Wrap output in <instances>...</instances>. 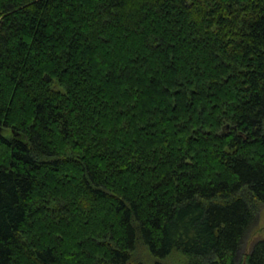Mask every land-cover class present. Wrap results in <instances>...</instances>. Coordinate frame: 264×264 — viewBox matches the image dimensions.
Returning <instances> with one entry per match:
<instances>
[{"label": "trees", "instance_id": "trees-1", "mask_svg": "<svg viewBox=\"0 0 264 264\" xmlns=\"http://www.w3.org/2000/svg\"><path fill=\"white\" fill-rule=\"evenodd\" d=\"M261 206L264 0H0V264H237Z\"/></svg>", "mask_w": 264, "mask_h": 264}, {"label": "rangeland", "instance_id": "rangeland-1", "mask_svg": "<svg viewBox=\"0 0 264 264\" xmlns=\"http://www.w3.org/2000/svg\"><path fill=\"white\" fill-rule=\"evenodd\" d=\"M5 135H9V133H5ZM260 238H264V206H261L258 218L257 225L254 231L250 234L249 238L241 248L238 257L237 264H244V258L249 253L252 244L259 240ZM239 262V263H238ZM184 264L185 258L181 254H172L170 257L165 259H156L154 258L146 246L141 243H138L136 249L132 253V262L131 264Z\"/></svg>", "mask_w": 264, "mask_h": 264}]
</instances>
